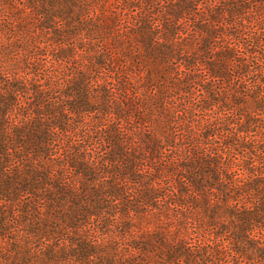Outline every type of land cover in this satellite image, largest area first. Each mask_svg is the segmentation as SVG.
Masks as SVG:
<instances>
[{
	"label": "trees",
	"instance_id": "obj_1",
	"mask_svg": "<svg viewBox=\"0 0 264 264\" xmlns=\"http://www.w3.org/2000/svg\"><path fill=\"white\" fill-rule=\"evenodd\" d=\"M0 264H264V0H0Z\"/></svg>",
	"mask_w": 264,
	"mask_h": 264
}]
</instances>
